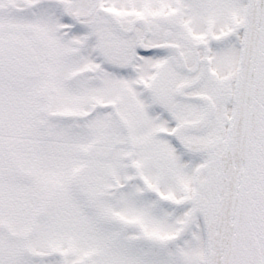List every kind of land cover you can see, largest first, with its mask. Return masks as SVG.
<instances>
[{
  "label": "snow or ice",
  "instance_id": "1",
  "mask_svg": "<svg viewBox=\"0 0 264 264\" xmlns=\"http://www.w3.org/2000/svg\"><path fill=\"white\" fill-rule=\"evenodd\" d=\"M0 264H264V0H0Z\"/></svg>",
  "mask_w": 264,
  "mask_h": 264
}]
</instances>
